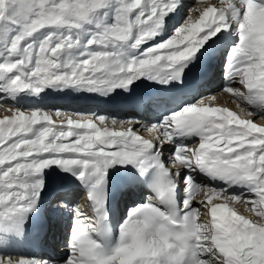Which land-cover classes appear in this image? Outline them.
<instances>
[{
    "label": "snow or ice",
    "instance_id": "1",
    "mask_svg": "<svg viewBox=\"0 0 264 264\" xmlns=\"http://www.w3.org/2000/svg\"><path fill=\"white\" fill-rule=\"evenodd\" d=\"M109 2L0 0V106L5 105L4 98L22 91L36 95L50 86L110 92L126 89L140 77L158 79L165 74L167 79H178L186 62L211 36L227 31L236 22L238 40L227 57V83L221 92L237 103L243 115L202 99L166 117L160 125L145 128L156 134L153 140L140 135L132 127L133 121L128 122L130 127L117 130L123 121L84 113L76 115L90 119L74 120L57 110L55 116L65 115L66 119L58 124L52 112L11 107V115L0 119V219L12 227L21 224L42 188L40 174L50 166L65 171L80 168V179L96 178L95 190L104 183L108 167L131 164L141 169L154 141L161 137L169 141L177 132H186L198 136V146L177 145L172 167L158 159L152 165L156 169L155 189L171 210L163 211L151 200L132 209L110 251L92 238L94 229L77 211L65 264H264V126L258 125L255 113L249 111L256 108L264 112V0H219V6L205 3L196 7L168 40L127 62L98 50L87 52L82 60L61 64L64 53L77 43L73 33L90 23ZM115 3L118 8L113 22L98 25L100 31L89 40L91 44L88 41L90 46L132 40L131 47L137 48L157 34L163 17L175 8V0ZM195 13L199 15L193 19ZM43 29L53 31L32 41ZM58 44L62 47L57 48ZM237 81L240 87L231 86ZM109 119L113 127H101ZM37 125L42 127L29 138L28 133ZM181 168L219 179L226 187L200 185L187 175L183 180L185 199L177 208L175 178ZM32 177L35 179L29 182ZM234 186L244 188L248 195L229 192ZM201 191L206 199L195 200ZM194 204L207 209L204 223L198 222L200 213ZM238 205L249 215L241 214ZM0 264L35 261L0 256Z\"/></svg>",
    "mask_w": 264,
    "mask_h": 264
},
{
    "label": "bare ground",
    "instance_id": "2",
    "mask_svg": "<svg viewBox=\"0 0 264 264\" xmlns=\"http://www.w3.org/2000/svg\"><path fill=\"white\" fill-rule=\"evenodd\" d=\"M196 7L202 6V3L204 0H197ZM115 0H111L110 4H114ZM192 3V0H175V8L167 13L162 20L161 26L157 29V34L154 35L151 39L147 40L145 43L139 45L135 50H137V57L141 56L143 52L155 45H158L161 42L166 41V36H163L164 31L169 26V23L171 22H177L175 19V15L178 12L180 17L182 18L179 22L178 27H180L186 20V18L190 15L191 10L194 8H190V4ZM206 3L216 4L219 6V0H207ZM115 7V6H114ZM188 8V12L184 13L186 9ZM180 11V12H179ZM183 11V12H182ZM185 17L183 18L182 16ZM116 14H113V19ZM199 13H195L193 15V19L198 18ZM113 19H111L110 23L113 22ZM100 20V18H99ZM108 21V19H106ZM103 20L102 22H106ZM97 23V22H96ZM94 23V24H96ZM100 23V22H99ZM98 23V25H99ZM97 25V24H96ZM95 27L90 24H85L82 26L81 31H100V28H98V25ZM101 25H104L103 23ZM53 31L52 29H43L40 32L36 33L31 40L32 41H38L42 40L45 35H47L48 32ZM77 32L73 33L74 34ZM222 33H226L227 35L230 34L233 36V39L229 41L228 39L223 37ZM95 36V34H94ZM224 38V39H223ZM168 40V39H167ZM238 40L237 36V23L232 22L230 27L227 29V31H221L218 34L211 36L205 44L199 48V51H203L206 49H211L216 43L222 42L223 45H229V48L231 49ZM121 48L123 47L126 51H131L132 42H124L118 44ZM134 49V48H133ZM106 51L112 53L113 48L112 46H107ZM196 52V53H197ZM218 58H213L212 60V66L210 71V78H205L199 83H194V86H190L188 88V92L185 96H180L182 99L181 102L174 107L169 114L161 117L160 115H153L151 112L146 111L142 108L141 116L137 113L141 110V107H138L137 109H134L133 106L129 104L131 101V97L135 93L133 90V85L135 83H139L142 81H149V80H159L161 77L165 76V74H161V76L158 79H151L149 77H140L134 81L133 84H130L126 89L125 88H114L110 92H100V91H89L86 88H71L69 86L67 87H53V91L58 94L57 97L48 96L43 94L40 97V101H14V97L12 98H4L3 104L0 106V119H2L5 115H11V112L9 109L11 107L15 109L24 110L25 109H41L45 111H49L53 113V119L56 123L65 122V115H70L71 118L74 120H87L90 119V117L87 115H83L82 117L80 115H76L77 113H84L87 114L93 110H99V113L96 116H105L109 118H114L117 121H123V125H117V130H120L121 127L124 129L130 127L131 125L128 123L129 121L135 122L132 127L139 132L140 135L146 136L148 135L149 131L145 130V128L152 126V125H160L166 117L170 116L171 114L178 112L182 110L186 106H190L193 104L198 103L202 99H205V103L211 102L212 106H220V107H227L230 110L237 112L238 114L243 115L240 113L239 108L237 106V103L228 95L225 93H222V88L226 85L225 76L222 77L224 74V69L221 70L218 67L219 64ZM221 72V73H220ZM166 81V79L163 81V83ZM225 81V83H223ZM231 86L233 87H240L238 81L236 83H233ZM157 87H154L156 89ZM67 92H80V93H97L99 96L102 97H111L115 100L114 104H97L96 107L93 105V101L88 102H82V101H71L69 98H64L62 94ZM203 94L196 98L197 94ZM17 95H15L16 97ZM215 97L214 101H209L208 98ZM18 98V97H17ZM196 98V99H195ZM129 102H126V100ZM144 107H146V104H143ZM134 109V110H133ZM61 111L64 112L65 115H62L60 117L55 116L54 111ZM28 111V110H25ZM249 111H252L255 113L254 119L255 122L258 125L264 126V120H261L260 117L264 116V112L257 110L256 108H249ZM162 118V119H161ZM140 119V120H138ZM160 120H162L160 122ZM96 123L100 124L98 120L95 121ZM158 123V124H156ZM41 125L35 126L31 132L28 133V137L32 138L34 137L38 130L41 128ZM101 127L111 128L113 127L111 123V119L107 120L104 124H101ZM198 136L196 134H189V133H181L177 132L176 135L172 137L171 140L165 141L163 137L159 139L157 143L154 145V150L156 149L157 145H162L163 147L159 152V157L157 159L159 161H162L166 167H172L171 164V157L172 153L175 151L177 145H189V146H198ZM80 168H72L71 170L65 171L62 170L59 166H50L42 171V174H40V178L42 179V188L38 192V196L36 198L35 204L32 208V210L25 214L22 222L20 225L24 226L25 230H29L31 228H34L36 226L37 221H44L46 217L44 216V212L46 211V208L50 205L53 207L52 209V217L56 216V213L60 208H63V213L68 212V207L75 205L77 206V210L82 213L83 218L85 219L86 223L88 225L90 220V216L87 212L86 203L84 200L83 195L86 194L85 187L91 186L95 183V177H85L84 179L79 178V172ZM171 171L174 173L177 171V169H171ZM180 175L179 177L175 178V183L177 187L184 188V183H181L180 178L184 175H192L197 184L200 185H208L214 188H224L226 185L220 181L219 179H210L208 176L200 173L199 171L194 173H189L186 169L181 168L179 169ZM105 181L103 185L109 187L113 184L116 185H122L124 188L121 190L119 201H118V210L116 217L119 220L121 215L124 214V208L126 205L129 207L125 210V218L121 223H119L118 228V238L120 233V228L123 225V223L127 220L129 212L136 208L137 206H141L145 203V201H140V197H143L145 194L143 184L140 180H135L132 178L134 174L136 173V169L133 165H120V164H114L110 167H108L105 170ZM124 179L132 180V184L130 186L125 185ZM35 177L29 178V182H31ZM75 181L80 182V185L75 188L71 189L72 191L65 190V191H55L57 187L66 188L69 187L70 184L74 183ZM181 183V184H180ZM49 191V198L46 195V192ZM229 192H234L237 195H248V193L245 190H229ZM83 192V193H82ZM185 199V198H184ZM205 192L201 191L197 194L195 197V200H205ZM136 200V201H135ZM147 200H149V196L147 197ZM217 202H222L217 201ZM135 203V204H132ZM195 207L199 209V217L198 222L204 223L208 217H207V209L200 207L199 204H194ZM238 210L241 214L247 216L249 213L247 212V209L241 205H238ZM69 214V213H68ZM127 215V216H126ZM60 218L56 221V223H63L66 220L65 214L63 215L60 213ZM68 219H70L68 217ZM3 219H0V228L1 224L3 223ZM71 220H68V223ZM58 226V225H57ZM91 226V225H90ZM65 227L62 224H59V228L57 231L52 235L55 237L54 242L51 244L48 252H45L47 254H39L36 252H32L30 254L25 253V251L20 246L19 248H13L8 245H6L5 242L0 241V256L4 257H12V258H18V257H24L28 258L30 260L35 261V264H60L59 260L62 257L60 254H66L69 252V247L67 245H61L62 244V237L64 238V231ZM69 238V237H68ZM57 239V240H56ZM64 244V242H63ZM69 245V244H68ZM37 257V258H36Z\"/></svg>",
    "mask_w": 264,
    "mask_h": 264
},
{
    "label": "rangeland",
    "instance_id": "3",
    "mask_svg": "<svg viewBox=\"0 0 264 264\" xmlns=\"http://www.w3.org/2000/svg\"><path fill=\"white\" fill-rule=\"evenodd\" d=\"M111 1V0H110ZM206 1L207 0H204L203 1V3H202V5L203 4H205L206 3ZM197 2H199V1H197V0H192V3L190 4V8H195V6L197 5ZM114 4H110V2L106 5V7L105 8H103V9H101L100 11H98L97 13H95L94 14V16L92 17V20H91V22L90 23H88V24H90V25H93L94 27H95V25L97 24L98 25V23H99V25H101L102 23L104 24V25H108V24H111L110 23V21H111V19H113V14H116V12H117V8H118V5L115 3V2H113ZM115 6V7H114ZM192 11V10H191ZM180 12V11H179ZM183 12V11H182ZM188 12V8L186 9V11H184V13H187ZM189 13V12H188ZM181 15H179V13L177 12L176 13V15H175V19H176V21L177 22H170L169 23V26L166 28V30L164 31V33H163V36L166 38V40L167 39H169L172 35H174V32H175V30L178 28V25H179V22L181 21V17H180ZM183 18L185 17V14H184V16H182ZM99 18H100V20H99ZM106 19H108V21H106ZM103 20H105L106 22H102ZM97 22V23H96ZM94 23H96V24H94ZM96 25V26H97ZM130 42H132L133 43V41L132 40H129ZM165 41V40H164ZM221 69V68H220ZM221 73V72H220ZM225 76V74H223L222 75V77H224ZM223 83H225V81L223 82ZM223 89V88H222ZM201 95H203L202 93L201 94H197V96H196V98H198L199 96H201ZM195 98V99H196ZM24 110H31V109H25V108H23ZM39 110H41V109H39ZM45 111V110H44ZM55 112V111H54ZM186 175H184V176H182L181 178H180V181H181V183H184L183 182V180H184V177H185ZM180 183V184H181ZM182 189H184V188H182ZM142 200H143V198H141ZM133 204V203H132ZM127 207H129L128 205H126L125 206V208H124V214H122V216L120 217V219H119V221H118V228H119V223H121L122 221H123V219L125 218V210L127 209ZM127 216V215H126ZM117 241H118V236H117ZM68 242L67 241H65V243L64 244H62V245H67L68 246ZM60 255H62V257L60 258V260H59V262H60V264H65V261L68 259V257H69V252H67L66 254H60Z\"/></svg>",
    "mask_w": 264,
    "mask_h": 264
},
{
    "label": "clouds",
    "instance_id": "4",
    "mask_svg": "<svg viewBox=\"0 0 264 264\" xmlns=\"http://www.w3.org/2000/svg\"><path fill=\"white\" fill-rule=\"evenodd\" d=\"M44 25L43 24H41V27H43ZM71 26H73V27H78V25H71ZM116 39H124V37H122V36H117V37H115ZM136 43H139V41H137ZM89 44H91V41H89ZM62 47V45H60V44H58L57 45V48H61ZM55 51H56V49H53V52L55 53ZM94 55H100L99 53H95ZM104 55H107L106 53L104 54ZM86 63V62H85Z\"/></svg>",
    "mask_w": 264,
    "mask_h": 264
}]
</instances>
